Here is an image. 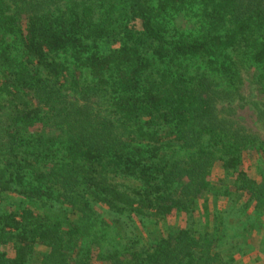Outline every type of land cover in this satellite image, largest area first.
<instances>
[{
    "label": "trees",
    "instance_id": "obj_1",
    "mask_svg": "<svg viewBox=\"0 0 264 264\" xmlns=\"http://www.w3.org/2000/svg\"><path fill=\"white\" fill-rule=\"evenodd\" d=\"M246 75L264 133V0H0V264H236L196 214L209 194L264 221Z\"/></svg>",
    "mask_w": 264,
    "mask_h": 264
},
{
    "label": "rangeland",
    "instance_id": "obj_2",
    "mask_svg": "<svg viewBox=\"0 0 264 264\" xmlns=\"http://www.w3.org/2000/svg\"><path fill=\"white\" fill-rule=\"evenodd\" d=\"M179 23L188 32L193 31L195 28L189 23L180 21ZM247 78L248 81L244 83L240 92L241 97L232 103L236 105L233 107L231 115L235 114V118L248 129L249 133H257L264 136L258 126L256 112L254 111V103L259 101L256 98L257 91L252 87L251 77L246 75L245 79ZM259 161L264 164V153L258 154L255 151H249L243 163V169L257 182H261L262 179L259 171ZM224 177V172L219 166L210 174V180L215 184H218V180ZM238 200V202L233 204L226 197L216 198L209 194L203 196L200 201L201 208L196 214L199 231L207 230L213 232V229L218 224V220L215 219L216 216L221 217L230 229L229 233L224 234L227 237L220 243V247H225L224 253L229 254L232 250L231 255H235L236 264H264V221L263 219H258L252 208L243 206L244 199L240 198ZM206 206L209 209L208 212L205 210ZM127 222L131 227L127 229V233H131L133 237H136L135 239L141 240V244L145 246L150 245L152 241H157L160 236L167 237L170 234L169 227L184 228L187 225V217L185 214L173 215L168 218L166 223L160 224L154 221L140 222L137 218ZM220 236H222L221 233ZM97 264L105 263L99 262Z\"/></svg>",
    "mask_w": 264,
    "mask_h": 264
}]
</instances>
